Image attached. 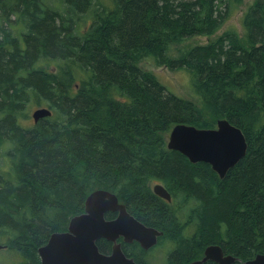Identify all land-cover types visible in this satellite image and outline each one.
<instances>
[{"label":"trees","instance_id":"1","mask_svg":"<svg viewBox=\"0 0 264 264\" xmlns=\"http://www.w3.org/2000/svg\"><path fill=\"white\" fill-rule=\"evenodd\" d=\"M243 3L0 0L3 263L41 264L38 249L100 189L163 231L166 264L202 259L211 245L243 262L264 254V0L245 12L244 37L234 27L217 35ZM196 37L209 40L188 42ZM147 58L187 69L201 105L169 92L140 66ZM33 105L52 115L28 125ZM219 119L248 144L223 179L167 146L176 125L213 129ZM97 245L112 252L105 239ZM122 250L147 264L138 243Z\"/></svg>","mask_w":264,"mask_h":264},{"label":"water","instance_id":"2","mask_svg":"<svg viewBox=\"0 0 264 264\" xmlns=\"http://www.w3.org/2000/svg\"><path fill=\"white\" fill-rule=\"evenodd\" d=\"M51 109H36L32 118L35 123L50 117ZM168 149L180 152L193 164L206 163L224 178L246 155L248 144L243 131L227 119H219L213 129H200L189 124L176 125L169 134ZM154 193L171 201L170 193L161 184H156ZM117 213L116 218L107 219V213ZM163 235L153 227L131 215L126 205L107 190L92 192L85 203V211L74 216L65 232L53 233L48 242L38 249L41 264H137L122 250L120 238L126 243L138 242L148 250L157 245ZM105 239L113 243L111 254L100 251L97 242ZM0 243V250L3 249ZM214 261L217 264H234L239 259L224 255L219 245L206 248L202 259L190 264H204ZM246 264H264V254L257 255Z\"/></svg>","mask_w":264,"mask_h":264},{"label":"rangeland","instance_id":"3","mask_svg":"<svg viewBox=\"0 0 264 264\" xmlns=\"http://www.w3.org/2000/svg\"><path fill=\"white\" fill-rule=\"evenodd\" d=\"M255 0H244L243 5L239 8V10L236 12L235 15L221 28V30L217 33V35L222 34L225 30L229 28H236L239 31V34L244 37L245 36V29L243 27L242 18L247 11L248 7L254 3ZM212 38H215L212 37ZM209 38L207 37H196L194 39L189 40L188 42L190 44H205L208 42ZM174 55L171 53V56H175L176 51H173ZM177 54V53H176ZM140 66L152 71L156 74L158 80L162 85L166 87V89L184 99H188L190 101H193L197 103L198 105H201V98L200 96L195 92L193 81L191 74L189 71L185 68H178L175 70H170L168 67H158L154 60L152 58H147L143 61H141ZM43 106V105H39ZM37 105H33L29 109V121L28 125L33 124V120L31 118V115L33 111L39 107ZM169 139V137H168ZM2 151H5L4 148L0 149V170H4L8 168L7 166L8 161L2 155ZM168 242L164 243L163 245L157 247L152 253L150 252V256L153 260H155L154 264H166ZM1 260H4L0 255V264H7V261L3 263Z\"/></svg>","mask_w":264,"mask_h":264},{"label":"flooded vegetation","instance_id":"4","mask_svg":"<svg viewBox=\"0 0 264 264\" xmlns=\"http://www.w3.org/2000/svg\"><path fill=\"white\" fill-rule=\"evenodd\" d=\"M116 216H117V214H116ZM162 237V236H161ZM118 242L119 243H121V246H122V244L123 243H126V242H124L123 241V239L122 238H120L119 240H118ZM133 243H138V242H132V243H126V244H133ZM139 244V246L141 247V249L142 250H144L146 253H147V255H146V261H147V264H154V262H155V260H153L152 258H151V254H150V252L152 253V251H154L157 247H159V240H158V243H157V245H155V246H153L152 248H150V249H148V250H146V249H144V248H142V246L140 245V243H138ZM161 246V245H160ZM172 247V245L170 244V243H168V246H167V251H169V252H167L166 253V256L168 257V255L170 254V251H171V248ZM113 248V247H112ZM205 253V252H204ZM111 254V253H110ZM224 255H225V253H224ZM127 256V255H126ZM204 256V255H203ZM225 256H228V255H225ZM127 257H129V256H127ZM129 258H133V257H129ZM134 259V258H133ZM134 261H135V259H134ZM136 262V261H135ZM212 262H214V261H212ZM238 263H241V264H246V262H243V261H241V260H239V261H237ZM137 263V262H136ZM214 263H216V262H214ZM190 264V263H189ZM217 264V263H216ZM235 264V263H234Z\"/></svg>","mask_w":264,"mask_h":264}]
</instances>
